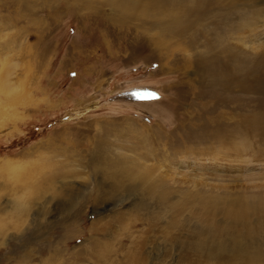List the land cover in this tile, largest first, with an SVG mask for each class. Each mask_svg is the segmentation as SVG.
Returning <instances> with one entry per match:
<instances>
[{
    "label": "rangeland",
    "instance_id": "374dc122",
    "mask_svg": "<svg viewBox=\"0 0 264 264\" xmlns=\"http://www.w3.org/2000/svg\"><path fill=\"white\" fill-rule=\"evenodd\" d=\"M263 202L264 0H0V264H264Z\"/></svg>",
    "mask_w": 264,
    "mask_h": 264
},
{
    "label": "bare ground",
    "instance_id": "6f19581e",
    "mask_svg": "<svg viewBox=\"0 0 264 264\" xmlns=\"http://www.w3.org/2000/svg\"><path fill=\"white\" fill-rule=\"evenodd\" d=\"M131 1V0H130ZM125 3V2H124ZM123 3V4H124ZM118 7V6H117ZM116 7V8H117ZM120 7V6H119ZM210 8V7H209ZM216 10V9H215ZM219 13V12H218ZM147 14V13H146ZM211 14V13H210ZM200 15V14H199ZM201 17V15L200 16H198L197 18H200ZM206 17V16H205ZM212 18V17H211ZM210 19V18H209ZM204 21V20H203ZM208 22V21H207ZM211 22V21H210ZM113 176V178H115L116 176L115 175H112ZM257 211H258V213H260V214H263L264 213V202L263 203H261V204H259V206L257 207ZM226 214L230 217V218H232L233 220L234 219H246V213L244 212V211H242V212H239V213H233V212H226ZM220 234H221V232L219 233V236H220ZM218 236V237H219ZM218 237H216L215 238V241L211 244V245H209V244H199L197 247L198 248H203V249H205V250H207V251H209V252H211L212 254H216L217 252H218V249H217V246H216V239L218 238ZM256 238V237H255ZM253 264V263H252Z\"/></svg>",
    "mask_w": 264,
    "mask_h": 264
}]
</instances>
